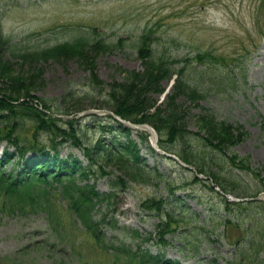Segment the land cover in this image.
<instances>
[{"label": "rangeland", "instance_id": "rangeland-1", "mask_svg": "<svg viewBox=\"0 0 264 264\" xmlns=\"http://www.w3.org/2000/svg\"><path fill=\"white\" fill-rule=\"evenodd\" d=\"M0 27L9 40L0 51L11 64L9 71L29 77L42 70L31 94L57 113L58 126L75 131L78 143L68 139L59 149L63 156L75 154L83 164L82 148L94 153L102 138L98 122L110 123L103 116L92 119L78 114L107 110L106 87H90L88 72L76 59L36 63L17 55L78 37L89 44L101 41L112 46L89 51L98 79L105 85L124 83L129 74L142 69L134 45L142 33L150 31L166 52L161 54L186 67L187 80L200 85L198 100L180 103L191 135L200 132L197 116L202 114L238 126L243 133L239 143L223 152L210 150L195 135L175 149L161 143L162 147L178 154L184 164L182 151H188L207 174L215 176L213 184L225 188L232 198L247 202L254 194H264V0H0ZM203 51V63L194 62ZM172 80L162 85L167 87ZM221 81L227 84L219 85ZM147 97L155 99V106L163 102L162 95ZM65 111L75 118L72 126L65 124ZM20 121L19 134L31 140L34 122L27 116ZM103 137L110 142L118 133ZM36 138L50 142L47 132L39 131ZM131 139L147 168L156 169L160 176L149 174L147 182L121 177L126 187H119L122 191L113 201L115 228L103 229L105 241L138 253L148 250L173 264H264V202L227 209L223 195L208 180H194L192 166L151 155L134 133ZM4 146L0 143V148ZM232 155L245 158L251 169L238 170L228 160ZM108 170L110 176L95 183L102 193L110 191L109 179L122 175L115 167ZM58 188L54 184L46 189L48 194L43 191L33 208L26 206V198L8 200L0 192V264H144L136 257L116 256L79 228L66 202L54 194ZM148 199L162 200L164 211L173 210L183 219L165 246L156 237L161 215L141 206ZM14 201L19 212H8L5 207Z\"/></svg>", "mask_w": 264, "mask_h": 264}, {"label": "trees", "instance_id": "trees-1", "mask_svg": "<svg viewBox=\"0 0 264 264\" xmlns=\"http://www.w3.org/2000/svg\"><path fill=\"white\" fill-rule=\"evenodd\" d=\"M121 42L119 41V43ZM8 44L9 40L3 36L0 27V51ZM103 44L101 41L89 44L84 37H78L71 42L40 51L20 53L17 56L24 61L36 63L49 60L65 62L76 59L79 67L88 72L90 87L99 88V90L106 87L104 102L107 108L115 115L132 123L151 124L164 139L160 141L161 147L162 144L168 147L173 145V149H175L180 142L195 135L210 150L217 153L227 151L242 140L243 133L240 127L229 125L224 121H217L207 114L197 116L200 132L191 135L183 121L184 112L180 103L183 99L191 102L198 100L201 97L200 85L192 79L187 80L186 67H179V63L173 62V59H168L161 54L166 52L162 50L161 42L150 31L142 33L134 45L137 57L142 62V69L129 74V78L124 83L105 85L98 79L91 61L92 53L89 51L108 50L112 46ZM9 48L12 49V46ZM202 53L205 51L197 53L194 57L195 62L203 63L205 55ZM2 55L4 54L0 53V143H5V146L0 152L1 194L8 200H12L14 197L18 200L26 198V206L33 208V203L38 199L36 197L40 196L43 191L48 194V190L57 184L59 188L54 194L59 200L66 202L78 227L92 235L98 244L102 243L116 256H126L133 260L136 257L142 263L153 261L157 264H167L162 263V259L147 253V255H140L138 251L130 247L114 245L110 240L105 241L102 233L106 226L115 228L114 209L111 207L113 201L118 197V193L126 187L124 177L133 182H147L149 174L160 176L155 169L145 172L147 167L143 163L136 143L131 139L130 130L108 117L109 122L114 125H104L100 120L98 128L101 135L118 133L119 136L111 137L110 142H106L103 137V140L97 142L94 153L91 149L82 148L86 156L85 165L73 153L61 155L59 146L63 142L72 139L77 144L78 139L75 131H67L54 122L57 118L53 117L48 104L31 94L34 82L41 77L42 70L38 69L34 73L28 74L29 77L12 75L9 71L11 64ZM172 76H175V80L171 91L165 96L162 103L155 106V99L147 97L148 94L160 95L164 91L162 83L168 82ZM225 82L221 81L219 85L224 86L227 84ZM37 105L48 113L39 110ZM63 114L70 115L68 111ZM21 116L30 117L35 124L36 130L32 134L31 140L24 139L19 134ZM92 118L97 119L96 116ZM73 123V120L65 121V124L69 126H72ZM39 131L50 134L49 143L40 142L36 138ZM138 138L142 141L141 136ZM11 148L13 150H10ZM162 148L164 149V147ZM182 156L185 162L196 167L197 172L205 173L213 181H216L215 176L207 174L197 159L193 161L188 151L183 150ZM243 159L245 158H239L236 155L228 157V160L238 170H250L251 168ZM109 167L117 168L122 175L114 181L109 179L111 180L110 191L102 193L97 190L95 182L100 178L110 176V171H107ZM194 180L197 181V178ZM221 188L227 192L222 186ZM224 203L227 208L254 204L253 202L229 203L225 199ZM163 205L162 200L157 201L156 199H148L141 204L144 210L162 215L160 223L156 226V237L159 244L165 246L167 237L177 232L175 230L183 222V219L177 217L178 215H175L173 210L164 211ZM6 208L8 212L13 213L20 210L16 201L10 202ZM102 208L104 211L100 212ZM133 235L139 236L135 231Z\"/></svg>", "mask_w": 264, "mask_h": 264}]
</instances>
